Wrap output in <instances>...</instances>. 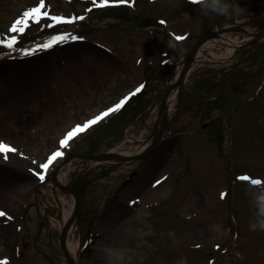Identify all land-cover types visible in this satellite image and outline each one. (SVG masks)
Listing matches in <instances>:
<instances>
[{
	"label": "rangeland",
	"instance_id": "1",
	"mask_svg": "<svg viewBox=\"0 0 264 264\" xmlns=\"http://www.w3.org/2000/svg\"><path fill=\"white\" fill-rule=\"evenodd\" d=\"M99 2L44 0L49 17L84 19L47 27L49 18L29 17L17 34L11 24L40 0H0V40L17 35L11 48L0 44V261L7 264H66L62 212L46 185L54 171L79 155L151 140L162 96L197 38L264 12V0H220L243 9L231 20L212 0ZM56 36L64 39L42 47ZM53 86L56 102L46 94ZM138 86L144 95L60 147L69 130ZM10 91L23 98L9 100ZM176 109L163 134L171 142L138 161L100 162L71 181L82 198L78 264H264V40L228 62L195 63ZM56 150L63 155L41 173Z\"/></svg>",
	"mask_w": 264,
	"mask_h": 264
},
{
	"label": "bare ground",
	"instance_id": "2",
	"mask_svg": "<svg viewBox=\"0 0 264 264\" xmlns=\"http://www.w3.org/2000/svg\"><path fill=\"white\" fill-rule=\"evenodd\" d=\"M262 15V16H261ZM260 16V17H259ZM259 16L247 17L246 19H242L239 21V24L243 22H249L250 20L260 19V21H264V12L259 14ZM260 27L254 28L252 24L249 25H241L240 28L225 32L220 35H215L204 39L199 47V50L196 52L194 57V63L196 64H204V63H213V64H221L224 62L230 61L238 50L240 44L256 38L264 33V22L259 24ZM216 42L223 43L224 46L216 49L210 48L209 52L205 51V47L208 44H215ZM171 48L175 54H177V42L176 40H171ZM189 56V55H188ZM188 56H186L178 69L177 75L175 77V83H179V80L182 78L184 74V67L187 61ZM176 83V84H177ZM90 88L88 87V90ZM58 90L56 87H50L46 94L50 95V98L56 102V95ZM61 96V94L59 95ZM9 100H19L23 97L20 96V93L17 91L9 92L7 94ZM180 99V89L179 85H176L170 95L168 96L167 105L164 113L158 120L159 128L169 122L176 114V105ZM74 122V117L72 116L68 121L65 122L67 126H72ZM60 134V133H59ZM148 146V142L140 145L139 147H113L107 152H104V156L108 157H128L133 156L139 153H143ZM75 158V157H74ZM100 160H94L84 157H79V161L76 163L67 162L61 164L59 168H57L51 178L46 182V185L49 189H51L55 193V201L59 205L62 212V226L66 228V233L64 237V242L67 250V254H65L66 264H72L78 262V254H79V243L75 239V232L78 228V218L75 215V209L78 205V196L76 193L69 189V185L71 181L80 173L84 172L88 168L93 165L100 163ZM29 188H25L28 190ZM25 190H22L25 191ZM193 201H197L196 197L192 198ZM55 228H58V221H52Z\"/></svg>",
	"mask_w": 264,
	"mask_h": 264
},
{
	"label": "snow or ice",
	"instance_id": "3",
	"mask_svg": "<svg viewBox=\"0 0 264 264\" xmlns=\"http://www.w3.org/2000/svg\"><path fill=\"white\" fill-rule=\"evenodd\" d=\"M129 0H100L99 4H97V7H104L108 6L110 4H126ZM95 3V0H94ZM44 0H40V3L36 7H32L31 9L25 10L21 17L17 18L10 26L9 33H17L21 34L25 31L23 27H19L22 23H26V18L34 17V22L39 24L41 22V18H49L51 21H53V24L46 25L47 27H53L56 23H74L77 20H82L84 17H73V18H64L60 16H51L49 17V13L47 11H41L44 8ZM88 11H91V9H88ZM64 39L63 36H56L52 37L50 40V43H44L42 45L43 48L47 49L49 48L52 43H56L57 41H60ZM72 39H78L77 37H73ZM17 41V35H11L10 39L7 41L0 40V44H6L7 47L11 48ZM143 86L138 87L133 93H130L129 95L123 97L118 103H116L113 107L101 112L99 115L95 116L93 119L87 120L83 125H76L71 130H69L63 138L59 141V145L61 148L65 147L67 143L69 142L70 138H73L75 134L83 133L85 130L89 128V126L95 125L97 122H99L104 117L109 116L110 113L118 111L120 108L123 107V105L131 98V96L135 95L137 92L141 90ZM4 145L0 144V151L5 150ZM10 151H15V149H8ZM63 155L62 151L56 150L50 154V156L47 158V161L41 165H39L41 169V173L43 170H46L49 165L58 157H61ZM37 173L38 178L43 180L45 177L43 174ZM241 180L250 179L247 177H239ZM253 183H258V181H251ZM223 196V194H222ZM6 213L3 211H0V217H5ZM8 219H11V217H7ZM0 264H7V261H0Z\"/></svg>",
	"mask_w": 264,
	"mask_h": 264
},
{
	"label": "water",
	"instance_id": "4",
	"mask_svg": "<svg viewBox=\"0 0 264 264\" xmlns=\"http://www.w3.org/2000/svg\"><path fill=\"white\" fill-rule=\"evenodd\" d=\"M255 21L257 22H260V23H263L264 21H260V20H250L249 22H244L243 24H235V25H231V26H226L220 30H216L214 32H211L209 34H206L204 35L202 38H199L193 45L192 49H191V53L188 57V60L186 62V66H185V70H184V74L182 76V78L179 80V83L175 84L174 86H172L171 88H169L166 92V94L164 95V98L162 100V103H161V108H160V116L164 113L165 111V108H166V105H167V101H168V96L170 95V93L172 92L173 88L176 86V85H181L180 88H182V85H183V82L185 80V77L188 73V70L192 64V62L194 61V57L196 55V52L198 51L199 47H200V44L202 42V40L212 36V35H219L221 33H225V32H229V31H234L238 28L241 27V25H244V24H247V23H254ZM264 37V33L256 38H253L251 40H248L242 44H240V46L238 47V50L240 49H243V48H246V47H249L251 46L252 44L260 41L262 38ZM143 90H140L139 91V94H143ZM166 124L162 126L161 129H159V126L156 125V136L150 146V148L155 145V143L159 140V138L161 137L163 131H164V128H165ZM149 150H147L145 153L143 154H138V155H135V156H130V157H115V158H112V157H108V156H104L103 154H100V155H83L84 158H89V159H94V160H110V159H114V160H118V161H131V160H136V159H140L142 158ZM70 190H72L70 187H69ZM79 207H80V199L78 197V207H77V210H76V213L75 215L78 216L79 214ZM65 233H66V228L63 229L62 231V234H61V245L63 247V250H64V253L67 254V250H66V246H65V242H64V237H65ZM72 264H76V263H73Z\"/></svg>",
	"mask_w": 264,
	"mask_h": 264
},
{
	"label": "clouds",
	"instance_id": "5",
	"mask_svg": "<svg viewBox=\"0 0 264 264\" xmlns=\"http://www.w3.org/2000/svg\"><path fill=\"white\" fill-rule=\"evenodd\" d=\"M189 3L193 5H201L203 6L205 0H188ZM213 8H218L219 12L224 16L226 20L234 19L242 14L243 9L240 7L238 3H225L221 4L220 0H212ZM231 9V12L229 11ZM264 199V197H262ZM261 228L264 229V221L261 222ZM254 231V228L251 229ZM239 258H242L240 254H238Z\"/></svg>",
	"mask_w": 264,
	"mask_h": 264
}]
</instances>
